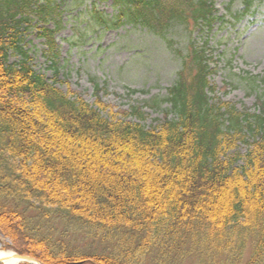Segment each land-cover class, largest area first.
<instances>
[{
	"label": "trees",
	"instance_id": "1",
	"mask_svg": "<svg viewBox=\"0 0 264 264\" xmlns=\"http://www.w3.org/2000/svg\"><path fill=\"white\" fill-rule=\"evenodd\" d=\"M58 1L0 0V234L7 247L42 264H264V100L249 113L209 96L217 61L206 38L178 52L176 82L152 100L170 106L156 126H147L141 108L114 113L91 105L61 88L70 85L57 67L58 28L47 27L60 15ZM112 1L113 18L95 6L79 14L86 28L129 24L165 39L173 28L191 36L218 19L215 0ZM242 1L236 18L254 3ZM35 26L51 78L34 69L25 49V32Z\"/></svg>",
	"mask_w": 264,
	"mask_h": 264
},
{
	"label": "rangeland",
	"instance_id": "2",
	"mask_svg": "<svg viewBox=\"0 0 264 264\" xmlns=\"http://www.w3.org/2000/svg\"><path fill=\"white\" fill-rule=\"evenodd\" d=\"M78 3L59 0L60 15L47 25L51 29L58 28L55 34L59 52L57 67L61 79L70 85L61 87L63 91L70 88L86 102H100L104 109L114 113L141 108L146 114V124L156 126L164 117L163 111L170 106L163 103L155 107L152 100L165 98L167 89L176 82L181 69L178 52H185L193 40L202 44L207 38L208 51H213L211 54L217 61L213 63L217 71L210 77V85L216 92L209 96L215 98L216 103H229L239 111L259 113L258 99L264 100V0H254L251 9L237 18L234 13L243 10L242 0H236L231 11L230 0H215L218 19L211 28L203 32L197 30L191 36L185 29L173 28L165 39L128 24L108 30L86 28L87 21L79 16L85 4L90 7L95 3L98 10L109 17L117 11L111 0H89L75 7ZM38 33L36 26L25 32V49L29 51L34 69L51 78L48 58L43 55L47 48L45 40ZM18 60L15 56L10 58L11 63ZM95 84L99 85L98 96ZM237 151L245 153L247 145L240 143ZM53 224L54 229L62 230L59 222ZM7 243L0 237V250L6 249ZM189 260L182 264H190Z\"/></svg>",
	"mask_w": 264,
	"mask_h": 264
},
{
	"label": "bare ground",
	"instance_id": "3",
	"mask_svg": "<svg viewBox=\"0 0 264 264\" xmlns=\"http://www.w3.org/2000/svg\"><path fill=\"white\" fill-rule=\"evenodd\" d=\"M0 259H2L5 264H20L21 260L16 258L14 253L10 251H1L0 250Z\"/></svg>",
	"mask_w": 264,
	"mask_h": 264
},
{
	"label": "water",
	"instance_id": "4",
	"mask_svg": "<svg viewBox=\"0 0 264 264\" xmlns=\"http://www.w3.org/2000/svg\"><path fill=\"white\" fill-rule=\"evenodd\" d=\"M18 257H21V256H18ZM78 264H84V263H78Z\"/></svg>",
	"mask_w": 264,
	"mask_h": 264
}]
</instances>
